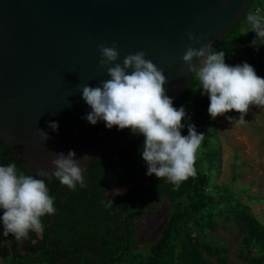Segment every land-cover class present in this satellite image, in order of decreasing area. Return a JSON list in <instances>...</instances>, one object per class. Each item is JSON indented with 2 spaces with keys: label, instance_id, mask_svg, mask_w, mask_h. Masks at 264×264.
<instances>
[{
  "label": "water",
  "instance_id": "1",
  "mask_svg": "<svg viewBox=\"0 0 264 264\" xmlns=\"http://www.w3.org/2000/svg\"><path fill=\"white\" fill-rule=\"evenodd\" d=\"M253 0H0V139L39 172L51 174L56 153L85 155L80 166L121 149L143 136L131 129L92 125L83 99L84 85L109 79L100 68L99 45L118 46L123 63L129 54L146 53L163 70L173 106L190 85L183 61L189 46L223 38ZM194 32L200 43L188 38ZM194 63L199 65V61ZM131 70H129L130 72ZM50 122H58L54 131ZM40 129L48 133L45 141ZM84 181H87V169ZM114 187L107 200L156 181ZM171 206V202L167 203ZM168 219V217H167ZM0 220V264H6L7 237ZM43 236V234H42Z\"/></svg>",
  "mask_w": 264,
  "mask_h": 264
},
{
  "label": "trees",
  "instance_id": "2",
  "mask_svg": "<svg viewBox=\"0 0 264 264\" xmlns=\"http://www.w3.org/2000/svg\"><path fill=\"white\" fill-rule=\"evenodd\" d=\"M250 12L264 17V0H253L242 19L215 41L213 51H224L225 62L232 66L247 62L264 78V41L252 45L257 34L246 19ZM200 87L193 73L189 88L174 104L177 109L183 106L187 113L182 121L184 136L189 134V124L197 128L199 120L208 114L210 100ZM215 120L216 129L220 120ZM213 137L208 146V164L210 171H218L222 167V148L215 131ZM143 143L141 136L98 157L86 167L84 186L77 182L71 190L52 173L40 176L0 139V166L14 162L18 172L43 179L56 209L55 214L41 217L42 237L31 231L28 239L7 236L6 264H233L235 257L238 262L264 264V224L251 206L235 199L228 188L218 196L212 177L202 171L197 158L195 174L178 188L153 174L156 181L108 201L107 194L114 187L150 178L142 157ZM146 196L152 203L171 202V211L159 239L147 249H136L139 242L134 220L146 212Z\"/></svg>",
  "mask_w": 264,
  "mask_h": 264
},
{
  "label": "clouds",
  "instance_id": "3",
  "mask_svg": "<svg viewBox=\"0 0 264 264\" xmlns=\"http://www.w3.org/2000/svg\"><path fill=\"white\" fill-rule=\"evenodd\" d=\"M257 40L264 41V17L248 13ZM188 38L200 43L194 32ZM101 59L99 67L107 69L109 79L102 80L96 87L84 85L83 99L92 111L85 119L92 125L102 120L108 129L114 126L120 130L131 129L144 137L142 157L147 163V175L166 178L177 188L180 183L195 174L196 155L205 139L204 133H198L194 124H189L188 135L181 134L185 127L182 121L187 117L183 106H173V99L166 95L164 85L168 82L163 70L151 60L146 59L144 51L127 55L123 63H118V46L99 45ZM224 51H213L212 43L199 49L189 46L183 56L191 75L195 73L203 94L208 95L209 115L215 119L226 113H240L239 123L245 121L250 107H264V78L257 75L255 68L244 62L241 65H229L225 62ZM198 60L197 66L194 61ZM129 70H131L129 72ZM233 121V117H228ZM49 127L58 130V122H50ZM46 141L48 133L40 129ZM52 171L62 185L75 190L77 182L84 186L86 164L82 168L81 160H89L85 155L76 159L75 151L56 153ZM40 176H46L41 171ZM115 195L122 190H115ZM0 217L3 223V235H14L16 240L28 239L29 232L42 237L44 226L41 217L55 214L54 198L43 179L18 172L13 162L0 166ZM35 243V241H33Z\"/></svg>",
  "mask_w": 264,
  "mask_h": 264
},
{
  "label": "rangeland",
  "instance_id": "4",
  "mask_svg": "<svg viewBox=\"0 0 264 264\" xmlns=\"http://www.w3.org/2000/svg\"><path fill=\"white\" fill-rule=\"evenodd\" d=\"M239 116L240 113L235 111L219 116L220 125L216 129V120L209 113L207 117L199 120L196 130L198 133H204L205 139L196 158L202 171L212 177L218 196L223 188H228L235 199L251 206L264 224V107L251 106L243 123L235 121ZM228 117H233V121H229ZM214 131L218 138L217 143L222 148V167L218 171H210L207 156L210 153L208 146L214 141ZM167 203V200L161 201L162 210L166 215L171 211ZM135 222L139 241L136 249H147L159 239L160 234L151 237L150 233H144V229L150 228V222L147 220L138 219ZM232 262L248 264L238 262L236 257Z\"/></svg>",
  "mask_w": 264,
  "mask_h": 264
},
{
  "label": "flooded vegetation",
  "instance_id": "5",
  "mask_svg": "<svg viewBox=\"0 0 264 264\" xmlns=\"http://www.w3.org/2000/svg\"><path fill=\"white\" fill-rule=\"evenodd\" d=\"M107 168H108V164L103 167V172L104 173L107 172ZM152 176H150V178ZM152 187H153V185H152ZM151 196L153 197L154 194H152ZM118 197H120V195L115 197V198H113L110 202L116 200ZM145 199L147 200V205H148V207H146V212L140 214L134 220L135 233H136L135 237H136V239H137V227H136V222L135 221H137L138 219L147 220L148 222H150V228L144 229V233H146V234L150 233L151 237L157 236V234L161 235V233L164 230V228L166 226V223H167L168 215H166V213L162 210L161 202H157V201H154L153 203L150 202V199H151L150 196H146ZM136 203L140 204L139 201H136ZM152 206H156V207L151 209ZM168 209H170L169 206H168ZM146 239H147V237H146ZM137 241H138V239H137Z\"/></svg>",
  "mask_w": 264,
  "mask_h": 264
},
{
  "label": "built area",
  "instance_id": "6",
  "mask_svg": "<svg viewBox=\"0 0 264 264\" xmlns=\"http://www.w3.org/2000/svg\"><path fill=\"white\" fill-rule=\"evenodd\" d=\"M232 54H233V56H235V55H236V53H234V52H233ZM191 114H192V113H191Z\"/></svg>",
  "mask_w": 264,
  "mask_h": 264
}]
</instances>
